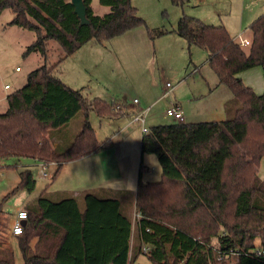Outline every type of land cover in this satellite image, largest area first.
<instances>
[{"label":"trees","instance_id":"16d2710c","mask_svg":"<svg viewBox=\"0 0 264 264\" xmlns=\"http://www.w3.org/2000/svg\"><path fill=\"white\" fill-rule=\"evenodd\" d=\"M170 1L183 9L189 0ZM99 2L109 7L102 15L93 12L91 0H83L89 22L81 24L70 0H0V12L8 8L13 13L10 24L35 32L24 54L35 51L44 59L20 88L6 95L0 158L54 161V178L64 162L114 144L110 138L96 139L88 115L91 110L117 117L120 105L87 98L58 76L64 59L83 44H103L145 23L130 0ZM249 30L248 45L242 46L223 25L182 13L174 32L188 46L206 51L216 84L232 93L224 105L226 118L156 124L141 134L140 153L155 154L161 178L142 181L140 163L134 197L140 217L134 224L119 200L102 195L100 188L81 193L83 207L71 192L48 194L43 189L23 206V230L13 235L21 264H138L134 261L145 245L149 249L144 253L154 264H264V178L258 175L264 157V89L257 94L239 76L260 66L264 78V12ZM50 40L61 52L47 65ZM77 113L78 132L68 146L57 149L52 131L68 126ZM34 187L31 170H21L14 189ZM34 236L30 251L28 241ZM0 264L15 263L0 259Z\"/></svg>","mask_w":264,"mask_h":264},{"label":"rangeland","instance_id":"374dc122","mask_svg":"<svg viewBox=\"0 0 264 264\" xmlns=\"http://www.w3.org/2000/svg\"><path fill=\"white\" fill-rule=\"evenodd\" d=\"M130 1L137 9L138 15L143 18L144 24L103 42L104 48L93 41L87 42L82 48L98 49L100 58L103 55L105 59L106 65L103 69L92 75L89 63L82 66L83 68L68 64L67 69L63 66L61 72H64V75L69 73L71 86L81 89L87 98L98 97L108 102L114 101L125 108L131 101L135 103L134 97L149 101L148 105L151 107L144 117L146 127L175 121L165 114V109L173 102V91L183 85L181 82H186L191 87H197L199 83L204 86L205 79L216 82L217 75L207 63L206 51L197 45L188 46L186 41L174 32L182 13L199 18L204 23L227 25L230 33L240 29V38L243 41L245 38L250 40L251 33L249 23L244 26L242 24L264 12V0H189L183 9L170 0ZM90 5L93 12L98 15L109 10V7L100 4L99 0H91ZM12 18L13 13L8 8L1 10L0 113L7 108L6 95L20 88L26 82L28 73L44 62L38 52L24 54L27 46L35 39V32L10 24ZM159 29L167 32L151 37ZM239 39L236 41L241 42ZM59 52L61 48L57 42L50 40L46 64L50 65L57 61ZM75 63L78 64V61ZM167 81L172 85L169 91L167 90L170 95L165 94L164 98L154 100V97L149 95L151 89L161 95L165 92ZM4 84H8L9 87L4 88ZM131 113L127 112L129 115ZM88 118L96 139L103 141L111 138L114 144L106 150L93 152H100L98 156L87 154L64 162L54 178L41 177L40 165L32 158L14 156L0 158V241H3L2 243H5L3 247H6V255L0 258L11 260L15 264L22 263L20 249L9 240L10 225L17 210L36 197L44 187L51 193L56 190L82 193L87 189L99 190L100 187L114 186L126 189L125 193L129 197L136 186L140 163L144 165L142 181L157 182L161 178V168L155 154L140 153L138 139L142 134L140 122L135 120L129 122L121 116H99L91 110ZM80 119L81 114L77 113L68 126L52 131L54 142L58 143L57 149L68 146L80 128ZM155 120L158 121L152 124L151 122ZM121 128L124 130L120 136L124 135L119 138L116 132ZM130 130L132 132H129ZM106 151L109 153L108 156L107 154L103 156ZM263 163L264 161L262 168L259 167L260 173H264ZM54 168L55 165H52L46 170L52 174ZM24 169L31 170L35 179L32 191L24 188L14 189L19 181V172ZM117 192L119 193L120 189ZM8 243L12 246V252ZM134 262L154 264L144 252L137 254Z\"/></svg>","mask_w":264,"mask_h":264},{"label":"crops","instance_id":"0c3cea01","mask_svg":"<svg viewBox=\"0 0 264 264\" xmlns=\"http://www.w3.org/2000/svg\"><path fill=\"white\" fill-rule=\"evenodd\" d=\"M261 14L256 15L249 22H245V24L243 23L242 26L246 25V23H249V25H250V23L254 19H256L258 16H260ZM242 21H244V19H242ZM242 21H241V23H242ZM214 25H220V24H214ZM242 26H240V27H242ZM224 27L227 29V31H229L227 28V25ZM233 32H231V33L229 32L231 37L234 40L239 39L241 36L240 29L238 31H233ZM169 34H173V33H169ZM183 40L186 41L184 38H183ZM245 40H248V39H246V38L243 39V41H245ZM238 41H242L241 38ZM85 45H86V43L83 44L81 47H79L75 53L66 57L63 61V66L67 69L68 64L69 65L75 64L76 66H79V67L81 66V68H83L82 66L89 63V66H91V68H92V72H93L92 75L98 74L103 69V67L106 65V64H104V61H105L104 56L102 55V58H100V55L98 54V49H96V48L83 50L82 48ZM100 45H102L101 47L104 48L103 44H100ZM75 60L78 61L79 65L77 63H75L76 62ZM64 74H65L64 72H60L58 74V76L61 78V80L64 83L71 86V84L69 82L70 80L68 77L69 73H66V75H64ZM239 76H240L241 80L243 81V83L245 85L249 86L250 88H252L257 94H260L263 92L264 78H263L262 68L260 66H254L252 68L246 69V70L240 72ZM203 82H204V86H201L202 84L199 83L197 85V87H191L188 83L181 82L183 85L175 88L173 91V96H174L173 102H170L167 105V107L171 103H175L176 105H178L183 110V121L184 122L222 120V119L226 118L227 114H226L224 105H225L226 101L232 97V93H231L230 89L224 84H218L217 85L216 84L217 78H216V82H215V80H212L210 82L206 79ZM168 93H167V95H170V92H168ZM149 95L153 96L154 100L155 99L156 100L162 99L165 96V94H163V93L161 95L158 94V91L156 93H155V91L153 92L152 89H151ZM135 98L136 97H134L133 99H135ZM148 103H149V101H147V100L137 99V102L132 103V101H131L127 105L126 108H125V106L123 107L120 105L121 112H120L119 116H121L122 119L130 122L131 120H133L134 114L137 113L140 109L148 108V111L150 110L151 105H148ZM127 112H132V113H131V115H129V114H127ZM153 118H155V117H153ZM152 120H154V119H152ZM157 121L158 120H155V121H152L151 123L153 124V123H156ZM174 122H176V120ZM144 125H145V122H144ZM123 130H124L123 128L119 129L116 132V135L120 136V134L123 133ZM129 132H132V130H130ZM122 135H124V134H122ZM122 135L119 138H122L123 137ZM140 138H141V135L139 136L138 139L140 140ZM94 154H97L95 156H98V154H100V152L99 153H91V154L89 153V156H94ZM105 154H107V156H108L109 153H107V151H106V153H104L103 156H105ZM263 161H264V157L261 158L259 167H261ZM108 162L110 163V161H108ZM36 163L38 164V162H36ZM138 171H139V169H138ZM258 175L261 178H264V173H260L259 168H258ZM137 180H138V177H137ZM136 184H137V181H136ZM43 189H45L48 194L67 191V190H58V191L56 190V191H53L51 193V191L47 190L45 187ZM100 189H102V195L107 196V197H114V198H117L119 200L121 210L123 212H125L126 214L130 215V217L132 219V223L134 224V221H133L134 218L133 217H134V212L136 211L135 203H134L135 202L134 197H135L136 186H135V189L133 190V193L131 191V195L129 197L127 196V193H125L127 190L123 189V188H119L120 189L119 193L117 192L119 189L114 187V186L100 187ZM122 190H124V191L122 192ZM69 192L73 193L77 197L79 206L83 207V200L81 198V192L80 193L75 192V191H69ZM121 196H123L124 198H122ZM23 206H21V207H23ZM9 234H10L9 240L11 241V244L12 245L16 244L15 243L16 240H15L13 234L11 233V230H10ZM36 241H37V236H34L31 238L29 245H28V249L30 251L34 250ZM2 242L0 241V257H4L6 255V253H5L6 247H3V244H5V243H2ZM8 244H9V247L11 248L10 251L12 252V246L10 243H8ZM0 259H2V258H0Z\"/></svg>","mask_w":264,"mask_h":264},{"label":"built area","instance_id":"2783aa9c","mask_svg":"<svg viewBox=\"0 0 264 264\" xmlns=\"http://www.w3.org/2000/svg\"><path fill=\"white\" fill-rule=\"evenodd\" d=\"M242 46L248 45V40L245 41H241L239 42ZM16 70H18V67L15 68ZM5 88H8V84L4 85ZM172 87V85L169 82L165 83V92L163 94H167V90L169 91V89ZM134 102H137V99H133ZM148 111V108L145 109H141L137 115L134 116L133 120L140 122L141 124V132H147L148 128L144 125V117L146 115ZM165 114L167 116L172 117L173 119H175L176 121H183V110L176 105L175 103H171L166 109H165ZM38 164L40 165V176L41 177H50L51 176V172L49 170H46V168H48L49 166L55 165L56 163L54 161H50V162H38ZM140 217V214L138 211L134 212V220L136 221L138 218ZM27 218V212L26 210L21 207L17 210L13 222L11 223L10 226V230L11 233L13 235H17L20 234L23 230V220H26ZM149 249L148 245H145L143 247V251H147Z\"/></svg>","mask_w":264,"mask_h":264},{"label":"water","instance_id":"95a60500","mask_svg":"<svg viewBox=\"0 0 264 264\" xmlns=\"http://www.w3.org/2000/svg\"><path fill=\"white\" fill-rule=\"evenodd\" d=\"M70 2L72 3L74 7V12L78 16L80 23L81 24L88 23L89 20L87 19L85 15V5L83 3V0H70ZM22 222L23 224H25V220H23Z\"/></svg>","mask_w":264,"mask_h":264}]
</instances>
